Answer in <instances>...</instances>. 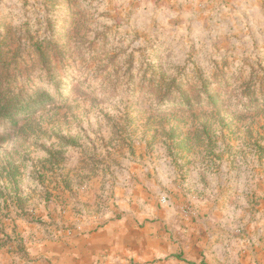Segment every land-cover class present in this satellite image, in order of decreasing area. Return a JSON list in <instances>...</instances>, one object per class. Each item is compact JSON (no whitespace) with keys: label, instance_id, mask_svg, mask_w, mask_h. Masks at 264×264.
Here are the masks:
<instances>
[{"label":"rangeland","instance_id":"374dc122","mask_svg":"<svg viewBox=\"0 0 264 264\" xmlns=\"http://www.w3.org/2000/svg\"><path fill=\"white\" fill-rule=\"evenodd\" d=\"M0 48L45 95L0 126V264H59L123 203L264 252V0H0Z\"/></svg>","mask_w":264,"mask_h":264},{"label":"crops","instance_id":"0c3cea01","mask_svg":"<svg viewBox=\"0 0 264 264\" xmlns=\"http://www.w3.org/2000/svg\"><path fill=\"white\" fill-rule=\"evenodd\" d=\"M134 204L123 203L120 216L66 240L59 264H264L257 247L230 245L223 232L228 228H219L227 218L219 214L191 220L158 212L154 218Z\"/></svg>","mask_w":264,"mask_h":264},{"label":"trees","instance_id":"16d2710c","mask_svg":"<svg viewBox=\"0 0 264 264\" xmlns=\"http://www.w3.org/2000/svg\"><path fill=\"white\" fill-rule=\"evenodd\" d=\"M36 52L38 59L42 62L40 65L44 69H48L47 59L43 53V47L36 45ZM17 51H10L9 49L0 48V126L5 124L16 125L17 117L21 114L30 115V112L36 105L44 102L42 97L45 95H36L25 93L23 90H13L12 84L14 82L15 68L17 67L16 61ZM18 60V59H17ZM39 61V62H40ZM49 80L55 84L56 92H61V87L55 83L54 78ZM183 95L184 101L188 98ZM188 102V101H187Z\"/></svg>","mask_w":264,"mask_h":264},{"label":"built area","instance_id":"2783aa9c","mask_svg":"<svg viewBox=\"0 0 264 264\" xmlns=\"http://www.w3.org/2000/svg\"><path fill=\"white\" fill-rule=\"evenodd\" d=\"M162 202H163V203H166V199H165V198H162Z\"/></svg>","mask_w":264,"mask_h":264}]
</instances>
